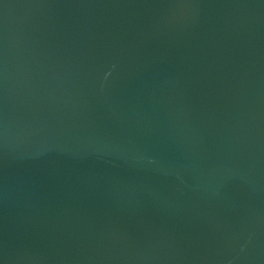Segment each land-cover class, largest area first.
Here are the masks:
<instances>
[{
    "label": "water",
    "instance_id": "obj_1",
    "mask_svg": "<svg viewBox=\"0 0 264 264\" xmlns=\"http://www.w3.org/2000/svg\"><path fill=\"white\" fill-rule=\"evenodd\" d=\"M0 264H264V0H0Z\"/></svg>",
    "mask_w": 264,
    "mask_h": 264
}]
</instances>
